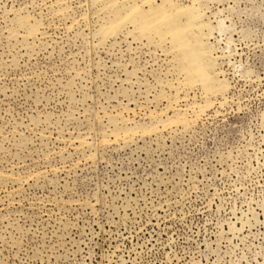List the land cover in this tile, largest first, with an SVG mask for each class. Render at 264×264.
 Masks as SVG:
<instances>
[{
	"label": "rangeland",
	"instance_id": "rangeland-1",
	"mask_svg": "<svg viewBox=\"0 0 264 264\" xmlns=\"http://www.w3.org/2000/svg\"><path fill=\"white\" fill-rule=\"evenodd\" d=\"M0 264H264V0H0Z\"/></svg>",
	"mask_w": 264,
	"mask_h": 264
}]
</instances>
